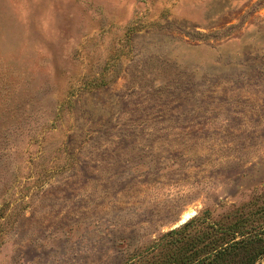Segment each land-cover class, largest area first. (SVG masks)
Instances as JSON below:
<instances>
[{"label":"rangeland","instance_id":"obj_1","mask_svg":"<svg viewBox=\"0 0 264 264\" xmlns=\"http://www.w3.org/2000/svg\"><path fill=\"white\" fill-rule=\"evenodd\" d=\"M234 211L264 222V0H0V264Z\"/></svg>","mask_w":264,"mask_h":264},{"label":"trees","instance_id":"obj_2","mask_svg":"<svg viewBox=\"0 0 264 264\" xmlns=\"http://www.w3.org/2000/svg\"><path fill=\"white\" fill-rule=\"evenodd\" d=\"M233 213L232 220L229 214L227 221L206 225L202 217L188 220L157 241L141 264H256L264 255V222L251 223L249 215L239 220Z\"/></svg>","mask_w":264,"mask_h":264}]
</instances>
